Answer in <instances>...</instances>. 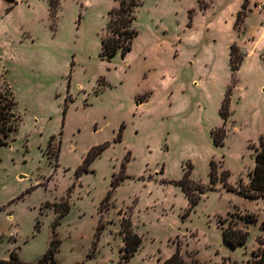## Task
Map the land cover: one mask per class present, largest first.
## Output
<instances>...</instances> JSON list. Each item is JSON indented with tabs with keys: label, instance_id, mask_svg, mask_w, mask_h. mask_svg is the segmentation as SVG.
Instances as JSON below:
<instances>
[{
	"label": "rangeland",
	"instance_id": "rangeland-1",
	"mask_svg": "<svg viewBox=\"0 0 264 264\" xmlns=\"http://www.w3.org/2000/svg\"><path fill=\"white\" fill-rule=\"evenodd\" d=\"M16 1L8 16L0 2V89L13 91L22 118L0 147V259L16 251L38 261L67 201L57 264H118L124 216L142 238L126 264H164L177 248L187 264H254L264 201L228 191L221 178L229 172L234 187L249 183L264 135V63L236 74L230 67L239 37L264 57L257 35L245 37L250 15L252 32L264 25V0H143L132 50L114 57L104 56L101 40L117 0H59L54 16L48 0ZM102 144L89 173L76 177ZM213 159L219 180L211 186ZM185 172L212 188L193 208L177 184ZM251 216L257 221L247 223ZM229 227L249 232L246 246L224 242Z\"/></svg>",
	"mask_w": 264,
	"mask_h": 264
},
{
	"label": "trees",
	"instance_id": "trees-1",
	"mask_svg": "<svg viewBox=\"0 0 264 264\" xmlns=\"http://www.w3.org/2000/svg\"><path fill=\"white\" fill-rule=\"evenodd\" d=\"M119 6L112 8L109 11V21L108 27L110 29V34L103 37L101 40L102 43V52L104 56L114 57L118 53L126 56L133 48V43L135 38L139 35V31L134 26L136 16L135 9L143 4V0H117ZM49 11L52 16L57 13L59 7V0H48ZM245 9V4L243 5ZM242 11L238 12L237 21L241 19ZM246 16V15H245ZM237 22L234 27L236 28ZM244 51L239 47L238 44L233 43L230 46V67L233 74L238 73L242 61L245 57ZM230 93L226 94L222 109L221 116L226 122L228 119V106L230 104ZM17 100L10 88L0 89V147L8 145V142L13 134H15L22 122V118L16 112ZM64 116L67 113V109L63 110ZM222 132L221 139H217L214 135V144L216 146H221L224 142V137L226 136V131L224 128L220 130ZM107 148L106 144L94 146L90 149L83 161L82 166H80L76 172V177L80 178L84 173H89V165L92 164L98 157L102 155L104 150ZM253 149L255 150V165L253 171L250 173L249 183L240 182L238 187H234L228 182L229 172L226 175V178H221V181L224 183L225 188L228 191L235 192L236 194L244 197L248 200H263L264 201V135L261 136L258 145H254ZM211 172L210 183L211 186L215 185L219 180L216 175L217 165L215 160L210 161ZM190 172H185L183 178L177 183L182 187L184 193L186 194L189 205L191 208L198 204L200 195L206 193L208 190L212 189L206 187L204 183H196L191 179ZM121 179L111 182L112 188H117L120 184ZM190 185L194 186V189L191 191ZM75 189L73 184L67 193L68 199L71 198V193ZM192 192H197L199 194L193 195ZM111 193L109 192L106 196V199H109ZM105 199V200H106ZM57 207V206H56ZM71 210V205L66 201L65 209L60 212L59 218L53 224L52 230V239L50 241L47 252L36 262L24 261L20 258V255L16 251H12L10 254V259H0V264H57V254L60 251L61 240L58 237L59 233L57 228L61 225V219L65 217ZM257 221L255 216H251L247 223H253ZM264 230V222H263ZM122 235L124 239L125 246L121 250V257L118 264H126L131 261V259L136 255L138 250L142 245V238L137 234L133 229L132 220L129 216H124L121 222ZM105 227L99 225L96 230V241L93 242L92 251L89 253L88 257H93L96 249L98 247V241L103 234ZM223 239L224 242L231 248L236 249L238 247L246 246L249 239V232L242 229H236L233 227L223 228ZM260 248L258 253H255L256 259L254 264H264V240H260ZM164 264H187L183 259L179 248L175 254H173L169 259L165 261Z\"/></svg>",
	"mask_w": 264,
	"mask_h": 264
},
{
	"label": "crops",
	"instance_id": "crops-1",
	"mask_svg": "<svg viewBox=\"0 0 264 264\" xmlns=\"http://www.w3.org/2000/svg\"><path fill=\"white\" fill-rule=\"evenodd\" d=\"M239 1L241 2L242 0H239ZM0 2H1V5L3 6V8L6 9V16H8L10 14V12L14 8V5L17 4V1H15V3H13V4H8L5 0H0ZM250 16L246 20L247 26H246L245 37L251 36L253 34L257 35V40L255 41V43L264 49V25L262 26L260 24L259 27H256V29L252 32L251 28L248 25V20H249ZM251 33H253V34H251ZM238 45L240 48L243 49L244 53L246 54L244 57V60L242 61L240 69L238 70V73L241 72L246 66H252L251 67L252 70H259L260 71V69L264 63V57L258 56V58H256V56H255L256 50L251 51V48L246 44V42L243 40L242 37H239Z\"/></svg>",
	"mask_w": 264,
	"mask_h": 264
},
{
	"label": "water",
	"instance_id": "water-1",
	"mask_svg": "<svg viewBox=\"0 0 264 264\" xmlns=\"http://www.w3.org/2000/svg\"><path fill=\"white\" fill-rule=\"evenodd\" d=\"M8 4H13L15 3L16 0H5Z\"/></svg>",
	"mask_w": 264,
	"mask_h": 264
}]
</instances>
